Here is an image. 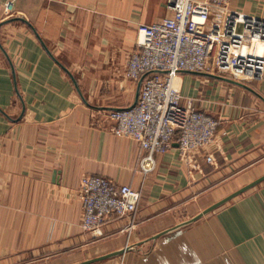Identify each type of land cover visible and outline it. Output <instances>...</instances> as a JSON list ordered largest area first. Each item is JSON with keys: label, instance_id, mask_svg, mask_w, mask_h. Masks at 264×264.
I'll return each mask as SVG.
<instances>
[{"label": "crops", "instance_id": "crops-1", "mask_svg": "<svg viewBox=\"0 0 264 264\" xmlns=\"http://www.w3.org/2000/svg\"><path fill=\"white\" fill-rule=\"evenodd\" d=\"M183 0H0V264H264V182L196 222L207 208L264 176V0L213 9L222 37L216 78L182 73L183 103L220 122L217 145L180 159L118 137L108 113L137 100L126 76L139 26L172 15ZM213 153L214 163L205 157ZM143 192L137 226L81 228L84 175ZM167 232V233H166Z\"/></svg>", "mask_w": 264, "mask_h": 264}, {"label": "built area", "instance_id": "built-area-1", "mask_svg": "<svg viewBox=\"0 0 264 264\" xmlns=\"http://www.w3.org/2000/svg\"><path fill=\"white\" fill-rule=\"evenodd\" d=\"M213 9L234 11L232 0H183L171 16L139 26L126 76L137 83L142 80L140 96L134 106L107 116L115 135L137 142L145 152L140 162L145 174L156 170V156L175 146L182 162L200 170L197 157L217 145L219 120L196 109L193 100L184 104L179 84L183 71L218 74L217 55L224 40L205 30ZM205 160L214 163V154L208 153ZM78 196L83 206L81 228L95 239L102 236L104 225L115 220L128 222L123 231L137 226L142 191L87 174Z\"/></svg>", "mask_w": 264, "mask_h": 264}, {"label": "water", "instance_id": "water-1", "mask_svg": "<svg viewBox=\"0 0 264 264\" xmlns=\"http://www.w3.org/2000/svg\"><path fill=\"white\" fill-rule=\"evenodd\" d=\"M15 20H22L20 18H14V19H11V20H8L7 22L3 23V24H7V23H10V22H13ZM3 24H0V28ZM182 73H187V74H191V75H195V76H202V77H210V78H216V79H219V80H224V81H228V82H232V83H235V84H238V85H241V86H244V87H247L245 84L243 83H240V82H237L235 80H231L229 78H225V77H221V76H217V75H214V74H206V73H200V72H190V71H183L181 72ZM141 85H142V80L139 82V90H138V96H137V100L136 102L134 103V105L137 103L138 101V98L140 96V91H141ZM133 105V106H134ZM115 110H120V109H115ZM262 182H264V176L256 181H254L253 183L249 184L248 186H245L244 188L238 190L237 192L231 194L230 196H228L227 198L217 202L216 204L212 205L211 207L207 208L204 212H202L201 214H199L198 216L194 217L192 220L184 223L183 225L181 226H185L187 224H190V223H193V222H196L197 220L201 219L202 217H204L205 215L213 212L214 210L218 209L219 207L227 204L228 202H230L231 200L235 199L236 197L240 196L241 194L247 192L248 190L256 187L257 185L261 184ZM167 233V232H166ZM130 248H126L124 250H122L121 252H116L114 254H110V255H107V256H103V257H100V258H96V259H93V260H89V261H85V262H82L80 264H93V263H96L98 261H102V260H105L107 258H111V257H114V256H117L119 254H124L125 252L129 251Z\"/></svg>", "mask_w": 264, "mask_h": 264}]
</instances>
